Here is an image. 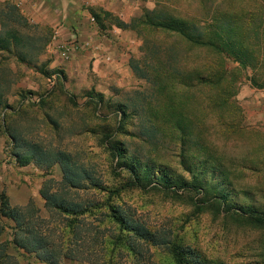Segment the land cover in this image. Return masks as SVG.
<instances>
[{
  "label": "rangeland",
  "instance_id": "obj_1",
  "mask_svg": "<svg viewBox=\"0 0 264 264\" xmlns=\"http://www.w3.org/2000/svg\"><path fill=\"white\" fill-rule=\"evenodd\" d=\"M208 1L172 0V4L183 15L199 18ZM237 1L227 0V7L239 4L241 9H252L256 0ZM8 4L12 5L0 0L1 7ZM6 15H0L1 34L17 31L30 40L25 46L29 55L23 61L0 54L4 91L0 164L5 165L0 173V195H7L13 206L32 203L43 208L39 191L45 181L53 182V191L70 190L68 195H120L139 213L150 212L153 219L172 226L178 238L209 259L224 264H264V227L235 214L246 208L264 211V130L254 128L249 119L254 114L264 116L263 98L253 94L264 87V67L228 73L238 66L226 58L229 81L214 97L225 105L215 119L194 121L202 128L193 131L182 147L177 132L162 114L151 121L157 129L155 136L140 134L136 120H125L126 131H121L122 115L116 105L133 91L147 90L145 81L110 84L93 70L87 57L82 60L83 51L70 52L72 38L59 41L52 27L31 24L36 28H28ZM92 94L100 95L103 103ZM106 101L112 106L105 107ZM261 122L264 125V118ZM14 130L43 147L71 154L78 164L95 173L101 189L87 182L85 189L67 188L57 165L49 170L18 166L7 133ZM107 137L122 142L127 151L123 160L108 150ZM181 148L186 149L185 161ZM189 155L192 159L188 161ZM191 164L199 166L194 174L185 166ZM128 165L135 168L134 173ZM200 173L202 176H197ZM223 190L226 198L221 196ZM23 262L39 264L34 256ZM63 264L71 263L66 260Z\"/></svg>",
  "mask_w": 264,
  "mask_h": 264
},
{
  "label": "trees",
  "instance_id": "obj_2",
  "mask_svg": "<svg viewBox=\"0 0 264 264\" xmlns=\"http://www.w3.org/2000/svg\"><path fill=\"white\" fill-rule=\"evenodd\" d=\"M225 2L228 5L227 0ZM208 5L199 18L190 19L192 23L187 27L173 16L172 24L143 22L131 26L149 38L146 45L150 47L144 49L145 56L132 66L134 76L145 81L148 89L125 95L124 101L116 105L122 115L121 131H126L125 120H136L140 134L155 136L157 129L151 121L163 116L170 121L172 131L177 132L181 146L185 147L193 131L202 128L194 121L215 119L218 109L225 105L214 97L220 94L226 80L229 81L226 58H232L238 66L228 73L264 67V2L256 0L252 9L244 6L245 10L241 6H228L224 11V26L219 21L223 14L216 9V0H209ZM0 8V15L9 13L18 23L36 28L12 5ZM212 15V24L202 26L201 22ZM104 16L111 24L123 27L112 15L105 13ZM2 32L0 29V54L25 60V55H29L25 53V46L30 37L17 31L9 35ZM169 38L172 39L171 49L165 47ZM189 62L193 70H183ZM253 83L256 84L254 80ZM2 88L0 83V102L4 96ZM95 97L103 103L100 95L92 94V98ZM196 105L199 108L194 110ZM107 106L112 105L106 101ZM7 133L18 166L35 165L49 170L57 165L67 188L85 189L87 182L101 189L102 183L95 178V173L78 164L68 152L43 147L15 130ZM107 141L108 150L123 160L127 151L122 142L117 137H107ZM185 151L181 148L183 160ZM191 159L189 155L188 161ZM128 166L134 173L135 168ZM185 166L193 174L199 167ZM52 183L45 181L39 191L43 208L32 203L13 206L7 195H0V264H24L28 256H34L39 264H63L66 260L86 264H224L185 244L174 234L172 226L153 219L150 212L139 213L120 195H68L70 190L53 191ZM225 195L227 191L223 190L221 196L226 198ZM235 214L264 227V211L246 208Z\"/></svg>",
  "mask_w": 264,
  "mask_h": 264
},
{
  "label": "crops",
  "instance_id": "obj_3",
  "mask_svg": "<svg viewBox=\"0 0 264 264\" xmlns=\"http://www.w3.org/2000/svg\"><path fill=\"white\" fill-rule=\"evenodd\" d=\"M10 1L18 13L30 24L52 27L59 41L72 38L77 39L82 47L79 53L84 52L82 60L87 57L92 63L93 70L110 84H130L131 80H140L133 74V64L145 56L144 49L148 36L138 33L131 26L143 22L150 24L170 23L172 16L181 20L187 26L192 23V16L173 7L172 0H3ZM239 3V0L237 1ZM225 0H216V9H220V23L224 26L226 18L224 11L228 9ZM211 6V5H208ZM238 8L240 5L238 4ZM215 10V9H213ZM214 12V11H213ZM118 19L123 27L111 24L105 20L104 14ZM213 15L202 21L201 25H211ZM191 22V23H190ZM126 26V27H125ZM166 48H172V39L169 38ZM184 55H186L184 53ZM186 57V56H185ZM185 64V63H184ZM188 64H185L186 66ZM183 70L192 71L189 66ZM116 80V81H115ZM256 98H263L264 87L254 90ZM241 95V94H240ZM258 100V99H257ZM250 125L264 130L260 124L264 116L250 115ZM263 126V128H261ZM0 164V173L4 169ZM23 170V168H22ZM3 178V175H0ZM71 264H86L72 262Z\"/></svg>",
  "mask_w": 264,
  "mask_h": 264
},
{
  "label": "built area",
  "instance_id": "obj_4",
  "mask_svg": "<svg viewBox=\"0 0 264 264\" xmlns=\"http://www.w3.org/2000/svg\"><path fill=\"white\" fill-rule=\"evenodd\" d=\"M80 47H82V45L78 42V40L73 39V42L70 44L68 49L70 50V52H73L75 50H79Z\"/></svg>",
  "mask_w": 264,
  "mask_h": 264
}]
</instances>
